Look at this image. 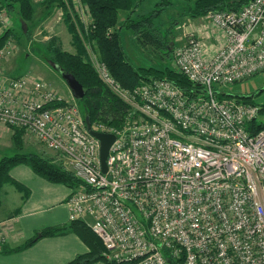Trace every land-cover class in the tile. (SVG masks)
Wrapping results in <instances>:
<instances>
[{
  "label": "built area",
  "instance_id": "1",
  "mask_svg": "<svg viewBox=\"0 0 264 264\" xmlns=\"http://www.w3.org/2000/svg\"><path fill=\"white\" fill-rule=\"evenodd\" d=\"M72 3L86 26L88 6ZM8 17L0 5V36ZM200 19L172 49V67L197 86L191 94L163 78L124 87L86 44L97 75L128 107L120 127L90 124L115 134L106 172L76 103L39 77L0 71V122L23 128L81 181L66 201L69 221L88 225L117 262L264 264V128L251 125L260 105L216 89L264 70V0ZM11 46L9 35L0 60Z\"/></svg>",
  "mask_w": 264,
  "mask_h": 264
},
{
  "label": "trees",
  "instance_id": "2",
  "mask_svg": "<svg viewBox=\"0 0 264 264\" xmlns=\"http://www.w3.org/2000/svg\"><path fill=\"white\" fill-rule=\"evenodd\" d=\"M141 1L134 3L133 0H82L88 6L91 16L86 26L79 21L80 17L76 12L71 10L73 8L71 0H42L41 2L35 0H1L0 5L8 12H17L20 21L26 24L27 35L30 33L31 24L35 23L36 19H40L36 17L37 3L46 10L43 13V18L51 12L54 6L64 10V20L72 35L74 51L65 50L60 40L51 36L45 47L51 54L50 65L59 74L60 71L73 74L82 84L84 94L78 101L81 104L84 118L87 116L91 124L101 123L108 127H120L126 122L128 107L101 81L90 61H88L86 44L98 52L109 71L124 87L133 88L153 77L169 80L190 94L194 93L197 88L186 76L173 67L168 65L163 67L137 66L126 57L121 42V29L124 27L130 29L135 35L143 33L145 36H153L151 31L154 28V19L162 13L161 11L167 5H171L170 0H163L156 3V8L151 11L145 14H135ZM249 1L192 0L191 4L185 6V10L190 17L198 18L213 11H236ZM122 12L125 13V16L119 23ZM12 28L13 26L0 36V47L9 35L12 36ZM81 33H83V38ZM159 34L160 36L154 34L157 36L155 38L156 48L167 55H171L172 49L169 43L173 37L171 30L168 28ZM240 97L244 102L255 103L251 96ZM259 105V115L263 118H260V121L256 123L254 121L251 123L252 128H256V130L264 128V102ZM10 128L13 130L14 144L19 150L12 155H4L0 158V190L3 185L12 184L23 192V198L27 196L28 189L10 175V169L20 163L27 164L34 173L50 182L61 183L69 188H75L81 184L73 172L61 166L60 163L36 152L22 151L24 129ZM69 232L78 235L88 250L77 254L66 264H130L108 258L104 254L105 248L101 239L80 220L68 221L67 224L63 225L46 226L36 231L34 236L22 245L9 249H5L2 245L1 250L4 252L19 251L32 245L39 237L57 236ZM165 254L168 253L165 251ZM167 257L170 258L171 264H182L181 258Z\"/></svg>",
  "mask_w": 264,
  "mask_h": 264
},
{
  "label": "rangeland",
  "instance_id": "3",
  "mask_svg": "<svg viewBox=\"0 0 264 264\" xmlns=\"http://www.w3.org/2000/svg\"><path fill=\"white\" fill-rule=\"evenodd\" d=\"M41 1L42 0H37V2ZM138 1L139 0H133L134 3ZM161 1L163 0H142L135 14H145L156 8V3ZM170 1L171 5H167V7L161 11L162 13L154 19V28L151 34H153V36H155L154 34L160 36L159 33L169 28L173 36L171 40H169V43L171 49H173L175 45L180 43L179 39L184 36L186 31L185 28L189 30L194 24L195 26H202L204 19L201 20L200 17L192 18L188 15L185 6L191 4L192 0ZM37 4L38 9L36 11V17L40 19L37 20L35 18L36 22L31 24L29 35H27L26 24L20 21L17 12H8V18L12 21L13 26L11 29L13 46H11V54L0 60V71L4 73L2 76L8 78L12 77L10 75L13 74L20 76L21 74L29 73L39 77L44 82L49 83V85L60 93L65 100L76 103L82 113L80 102L75 98L61 75L50 65L49 60L51 54L45 48L48 39L51 36H55L60 40L65 50L74 51V47L72 46V35L64 20V10L61 7L54 6L51 12L43 18V13H45L46 10H44V7H40L39 3ZM82 9L86 17L87 9L86 7H82ZM71 10H74V13L76 12L80 17L79 21L82 22V15L79 14V11H76L74 7L71 8ZM124 16L125 13L122 12L120 14L119 23H121ZM120 33L122 47L126 57L135 65L144 67H163L168 65L172 67V54L167 55L155 46V38H157V36H145L143 33L135 35L130 29L125 27L121 29ZM81 37L83 38V33H81ZM95 53L98 54V52ZM87 57L88 61H90L89 54H87ZM90 64L92 65L91 61ZM216 89L219 92L231 96H251L255 103L261 104L264 102V70L232 85L216 86ZM260 118L263 117L259 115L257 122L260 121ZM22 145V151L36 152L51 158L56 163H60L64 168L67 167L54 151L49 150L41 142L28 134H23ZM7 152L9 155L13 154L10 151Z\"/></svg>",
  "mask_w": 264,
  "mask_h": 264
},
{
  "label": "crops",
  "instance_id": "4",
  "mask_svg": "<svg viewBox=\"0 0 264 264\" xmlns=\"http://www.w3.org/2000/svg\"><path fill=\"white\" fill-rule=\"evenodd\" d=\"M12 135V128L0 122V158L9 155L7 151L19 150ZM10 175L28 189V194L23 198V192L12 184H5L0 190V264H66L88 250L78 235L69 232L39 237L19 251H2V245L5 249L22 245L39 229L69 221L66 201L71 188L40 177L24 163L12 167Z\"/></svg>",
  "mask_w": 264,
  "mask_h": 264
},
{
  "label": "water",
  "instance_id": "5",
  "mask_svg": "<svg viewBox=\"0 0 264 264\" xmlns=\"http://www.w3.org/2000/svg\"><path fill=\"white\" fill-rule=\"evenodd\" d=\"M61 77L65 80L67 86L72 91L75 98L80 99L83 97L84 90L82 84L75 78L71 73L60 71ZM85 124L89 133L99 140V161L102 172L107 170V155L109 152L110 145L115 139V134L111 132H99L91 129V123L88 117H85ZM39 236V235H38Z\"/></svg>",
  "mask_w": 264,
  "mask_h": 264
}]
</instances>
